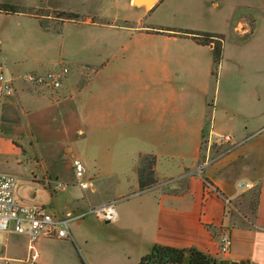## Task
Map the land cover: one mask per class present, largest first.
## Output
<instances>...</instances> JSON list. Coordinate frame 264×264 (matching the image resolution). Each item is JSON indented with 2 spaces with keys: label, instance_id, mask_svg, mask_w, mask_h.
I'll return each mask as SVG.
<instances>
[{
  "label": "crops",
  "instance_id": "1",
  "mask_svg": "<svg viewBox=\"0 0 264 264\" xmlns=\"http://www.w3.org/2000/svg\"><path fill=\"white\" fill-rule=\"evenodd\" d=\"M0 2L19 4L34 9L74 11L88 16L87 19L66 20L42 15L50 22L49 27L44 28L39 20L41 15L36 13L0 12V47L5 62L7 60L11 64L7 65V72L15 87V94L5 102L3 121H0V169L20 174V177L18 176L20 197L24 201H39L45 205L48 212L57 217L65 216L70 212H81L91 205L109 201H115L117 207L124 198L123 195H118L122 193L120 187L128 181L119 179L115 171L135 169L131 166L127 168L119 166V160L126 161L125 165H130L137 152L141 153V148L144 152L142 147L144 145L136 143L137 151L129 152L124 146L128 134L123 135L125 138H122V146L114 147L112 143H108L107 153L111 154V161H109L102 157L104 151L100 152V146H102L100 139L108 142L109 139L119 137L117 136L119 132L111 134L104 132V127L109 122L118 123L117 118H126L129 122H132V118H137L135 121L143 124L153 120L150 108L146 109V104L141 101L133 104L129 110L127 102L134 90L150 91L153 87L163 91L159 101L161 106H164L158 120L173 124L171 127L181 132L173 135L178 137L175 147L167 146L166 137L165 145H161L158 151H149L155 154L158 160L164 156L172 159L168 168L174 172L159 174V180L180 179L185 175L186 169L194 168L199 164L202 134L210 124L218 130L216 129L218 118H223L222 124H225L223 130L230 132L236 141L243 143L231 153H227L219 162L207 167L203 175L190 176L185 188H179V183L175 182L177 186L166 189L162 182L160 184L158 182L150 189L140 190L136 198L121 204L117 219L109 222L94 216L96 221L107 225L101 228L105 238L103 242L106 243L107 240L110 243L113 242L114 251L112 255H107L102 250L101 244H90L86 255L82 257L83 262L141 264L142 257L150 253L155 244H162L181 248L196 247L218 258L223 264H264V121L257 120L264 113V68L260 69L258 75L253 72V75L249 77L252 73L249 72L245 77L242 76L248 70L244 68L247 60L252 61L253 66L260 67L256 61L264 57V0H226L225 2L212 0L208 11L210 16H212L211 10L216 13V16L223 17L224 14L226 16L223 23H217L212 28V20L210 29L201 30L224 35L223 55L216 70L213 43L201 44L191 36L178 35L170 31L155 33L150 26L143 25V19L159 8L163 0H156L148 8L136 5L134 0H127L131 15L125 17L124 23L120 25H118L119 15H108L102 7L104 0H0ZM182 10L183 7L177 4L174 12ZM219 11L221 12L218 14ZM233 15H237V18L234 19ZM94 16L105 19L106 22L94 21L92 19ZM57 22L64 27V34H58L62 35V48L68 30L69 35L76 39L81 49H87L99 43L101 46L102 41L96 31L103 26L107 28L104 30L106 33L111 29L119 28L144 32L140 38L150 40L154 43V48L160 50L154 53L148 50L140 51L135 54L133 60H143L137 65V71H140L137 74L135 70H132L135 64L130 65L131 61L125 63L126 67L115 68L113 73L108 71L111 68V65H108L109 59L107 56L97 54L100 51L93 54L78 51L75 54L74 51L64 50L56 60L54 55L55 39L58 37L56 32L61 29V27L55 28ZM23 24H25L24 28ZM161 24L154 26H166L167 23ZM19 41L23 43L21 47L26 48L28 52L32 51L37 66L29 68L23 63L26 56L15 54L11 44ZM256 43H260L259 48H256ZM3 44L6 47L5 52ZM34 44L38 46L35 47ZM152 56H155V61L159 64V77L154 79L151 69L146 67L144 62ZM95 58L100 61H95ZM62 65H70L72 69L76 67L77 71L73 70L72 73L70 71L71 74H68L62 88L58 90L33 86L24 79L31 70L46 73ZM91 71L95 73L94 80L102 71H107L106 77L110 76V78L112 74H115L118 84L110 86L108 84L110 80L106 81L107 85L104 86L95 84L93 92L86 94L93 80L86 82L85 78ZM241 77H244L242 81ZM119 81L122 84H119ZM130 82L133 84L132 88ZM184 85L190 93L186 95V99L185 96L179 99L176 91H184ZM230 92H234L238 97L237 104H229ZM168 106H171V111L167 110ZM174 110L180 117L168 118ZM10 118H64L65 137L79 140L81 143L76 157L86 164L85 158L91 147L97 146L99 149V152L96 151L94 154L96 162L92 170L95 173L87 178L93 185L83 190L72 183L66 190L54 188L56 190L54 195L44 188V186L54 187L55 180L64 177L71 183L72 178H69L71 174L68 171H72L74 176L73 160L68 164V170L66 169L64 174L59 164L53 160L49 167H42L43 173L49 172L44 177L43 183L23 184L21 178L25 177L27 167L24 164L13 163L15 156L22 154L14 143L20 136L17 132L12 133L10 130ZM77 135L79 137H76ZM185 142H188L186 147ZM47 154H55V150L50 148ZM189 154L191 158L187 159ZM126 155L130 157L126 159ZM187 160L190 161L187 162ZM104 161L110 163H104ZM242 170L248 172L247 182L259 183V193L256 200L255 222L239 225L233 223L231 208L227 206L226 199L233 205L242 193L249 191L240 190L238 187L239 180L237 181L236 176ZM107 171L110 173H103ZM205 178L223 195L209 188L205 184ZM127 186L134 189L139 187L138 175H133L131 184ZM22 189L25 190L24 194L21 193ZM36 190L42 193L40 195L44 194L45 198H38ZM87 217L89 215L73 222L82 225ZM243 218L248 219L245 215ZM224 228H229L233 237V247L229 255L220 253V233ZM3 237L5 244L0 252L1 260L5 261L7 258L5 256L11 255L10 253L14 252L13 249L20 245L27 247L28 257L33 252L38 254L35 264L42 263L45 257L48 259L55 255V253L51 255L53 249L48 242L72 241L41 237L31 249L29 238L25 234L9 230L3 234ZM72 242L76 244L75 236ZM85 243L88 244V242Z\"/></svg>",
  "mask_w": 264,
  "mask_h": 264
},
{
  "label": "rangeland",
  "instance_id": "2",
  "mask_svg": "<svg viewBox=\"0 0 264 264\" xmlns=\"http://www.w3.org/2000/svg\"><path fill=\"white\" fill-rule=\"evenodd\" d=\"M217 1H222V0H217ZM226 0H224L225 2ZM211 2L212 0H163L162 4H160L159 8H157L153 13L150 15L146 16L143 19V25L147 27L152 28V32L155 33H161L165 31H170L171 33H175L178 35H181L178 33L177 29H192V30H208L210 29V22H212V28L217 25V23H223V20L225 19V14L223 17L216 16V13L211 10L212 16L209 14V10L211 7ZM178 4V6H182L183 10L180 12H174L175 7ZM128 3L127 0H104L102 7L104 10L107 11L108 15H119L120 18V24L124 23L125 17L131 15L130 10L128 9ZM162 6V7H161ZM34 9V8H33ZM173 10V11H172ZM58 11H63V10H49L45 8H38L35 9L36 13H39L41 15V18H44L45 20L49 22V19H46L45 17H42V15H51L55 17L56 19L61 18L62 12ZM34 12V11H33ZM34 12V13H35ZM68 12H74V11H68ZM221 11L218 12V14ZM75 13V12H74ZM79 14V13H77ZM81 18L79 19H87L86 15H81ZM234 19L237 18V15H233ZM94 21L98 22H106L105 19H100L97 16L92 17ZM30 23V22H28ZM161 23H167L166 26H154V25H160ZM6 24H8V21H6ZM52 24V23H51ZM57 25V26H56ZM165 25V24H161ZM29 26V25H28ZM55 28L61 27L59 29V32H56L57 39H55V56L56 60H58V57L64 50L69 51H74V53H92L100 51V54L102 56H107L109 59L108 60V65H111V68L108 71L114 72L115 68L117 67H123L125 63H128L131 61V64H135V67L132 68V70H135L136 74L139 73L140 71H137V65H139L140 62H143V60L135 59V54L140 52V51H151L152 53L158 52L154 48V43L151 42L150 40L147 39H141V34H144V32L141 31H135L134 30H124V29H111L107 33L104 31L107 28L106 27H99L96 32L99 33L102 45L100 46L99 44H94L92 47H87L85 48H80L79 44L76 43V39L69 35V30L67 33V38L64 44V47L62 48L61 40H62V35L64 34V27L59 24L58 22L55 23ZM154 26V27H153ZM171 26V27H170ZM22 27H25V24L22 25ZM27 27V26H26ZM167 28H171L170 30ZM16 29V27H15ZM53 31V30H50ZM54 32V31H53ZM18 34V32H16ZM62 34V35H58ZM140 34V35H139ZM21 36V35H20ZM60 37V38H59ZM182 37V36H181ZM99 42V41H98ZM263 43V42H262ZM14 49H15V54H19L20 56L24 55V60L23 63L24 65H27L29 68H32V66H37V61L36 59L33 58V53L28 52L26 48L21 47L23 45L22 41H19L17 43L11 44ZM35 47L38 46L37 44H34ZM3 51L5 52V45L3 44ZM260 47V43H256V48ZM62 50V51H61ZM86 50V51H84ZM38 53L37 51H35ZM261 52V51H260ZM36 55V54H35ZM67 55V54H66ZM5 60V59H4ZM93 60V58L91 59ZM106 60V58H104ZM67 61V60H66ZM95 61H100L97 58H95ZM159 61V60H158ZM6 66H10V62L6 60ZM146 63V67L150 68L153 75V79L159 77V72H158V67L159 64L158 62L155 61V56H152L149 59H146L144 61ZM257 64L260 67H255L253 66L252 61H246L245 67L248 69L242 76L245 77V75L249 72H252L249 74V77L253 75V72L255 75L259 74V71H261V68H264V57L258 58L257 59ZM67 64V63H66ZM129 65V64H128ZM72 71H77L76 67L72 69L70 65H67ZM126 67V66H124ZM8 68V67H7ZM8 71V69H7ZM34 72V71H30ZM37 73H42V71H35ZM27 73V72H26ZM29 73V72H28ZM70 73V74H71ZM107 71H102L100 74L97 75L96 79L94 80L95 73L93 71L90 72V75H86L85 81L90 82L92 81V84L89 85L86 94H90V92H93V89H95L96 85L99 86H104L106 84V81H109V85L112 86L113 84H118V80H116L115 74H112L111 78L110 76H107ZM89 76V77H88ZM146 79H147V73H146ZM244 77H241L240 80ZM83 78V79H84ZM235 80V78H234ZM242 81V80H241ZM241 81L239 83H241ZM133 82V81H132ZM132 82L131 88L133 87ZM138 83V82H137ZM119 84H122L119 81ZM107 85V84H106ZM115 93V92H114ZM131 93V92H130ZM190 93V90H187V87L184 85V91H176V96L179 99H182V96L186 99V95ZM163 91L154 89L152 87V90H134V93H131L130 98L128 99V108L129 110L131 109V106L139 101L143 102L146 104V109L151 110V114L153 117L152 121H149L150 123L143 124L140 122H136L135 120L137 118H132V122L127 121L126 118H117L118 123L113 124L109 122L107 125L104 127V132L106 134H111L112 132H119V137H114L112 139H109L108 142L106 140L100 139V142L102 143V146H100V152H103L102 157L105 160L111 161V154L107 153L108 150V143H112L114 147H119L122 146V138L123 135L128 134V139L124 143V146L129 152H134L136 150V143H140L144 146V152L143 148H141V153L139 154L137 152L135 159L133 163L130 165H125L126 161H121L119 160V166L124 167L126 166L129 167H135L133 170H117L115 171V174H117L118 178L121 179L122 181L125 182L128 181L124 186H121L120 189L122 190V193H119L118 195L121 196L123 195V199L121 202L118 203L117 205V210L120 208L121 204H125L128 200H132L139 196L137 194L140 191V187L130 188L127 185L131 184V178L134 176L138 175L137 172V166L139 164L140 158L143 155H153L156 158V164H155V176H156V183L155 185L159 182V184L162 182V185L164 188L168 189L171 186H177L185 188L187 186V180L189 179L190 176L193 175H203L204 171L206 170L207 167H209L212 164H215L221 160V158H224L227 153H231L234 151L236 148L240 147L243 143L238 142L234 139L233 134L230 132H225L223 130L224 125L222 124L223 118H218V125L215 128L211 126V124L205 129V131L202 134L200 146H201V159L199 161V164L194 167V168H189L185 170V175L181 177L180 179H171V178H162L159 180L158 175H164V172L173 173L174 170H169V163L172 160L171 158H167L164 156V158L161 157L160 160H158V157L153 154L152 152L149 151H158L161 145H165V140L167 137L168 141V147H175L178 142V137L173 136L180 134L181 132L179 130H174L171 126L173 124H169V122L163 121L159 122V115L160 111L163 110V106H161L159 99L162 98ZM230 105L237 104L239 102L238 97L234 92H230ZM181 103V102H180ZM123 104V103H121ZM168 111H171V106H168L167 108ZM180 116H177V111L174 110V112L168 116V118H179ZM259 121H264V113L261 118H257ZM0 121H3V118L0 119ZM211 121V120H210ZM2 125V124H1ZM9 125H10V130L12 133L19 134V140L15 139L14 143L15 145L19 148V152L22 155H17L15 156L13 163L14 164H24L26 168V173L25 177L21 181L23 184H29V185H39L37 182L43 183V179L45 176L49 174L47 171L46 173H43V168L49 167V165L53 162V160L59 164V166L62 168V173L66 172L65 170L67 169L68 164L76 157L75 155H78L81 143L79 140H74V139H67L65 137V129H64V118H10L9 120ZM175 125V124H174ZM1 129V126H0ZM65 130V131H64ZM95 130V129H94ZM214 130L216 132H222V133H230L232 135V141L228 144H216L214 142V137L211 136L210 140L211 143L208 141L209 140V131ZM108 132V133H107ZM149 134V136H148ZM264 134V133H263ZM49 136H52L51 138ZM76 137H79L78 135ZM149 140L148 142H146ZM96 141V140H95ZM97 142V141H96ZM94 143V142H92ZM188 145V142H185L184 146L186 147ZM55 150V154L48 155L47 150L48 149ZM181 148L183 149V143L181 145ZM122 150V149H120ZM125 150V149H124ZM99 152V149L96 147H91V149L88 151V156L85 158L86 161V179L88 176L92 177L93 173V165L95 164L96 160L94 157L95 152ZM129 156H125L126 159H128ZM12 158V157H11ZM78 158V157H77ZM191 156L190 154L187 155V159H190ZM10 159V157H9ZM190 160H187L189 162ZM110 163L108 161H104V163ZM158 162V163H157ZM89 165V167L87 166ZM43 167V168H42ZM88 167V168H87ZM42 169V171H41ZM162 169V170H161ZM68 170V169H67ZM1 171V169H0ZM7 172V171H3ZM71 175L69 178H72L71 183L68 180H65L64 178H61V180L69 183L68 188H70V184H74V176L72 175V171H68ZM10 173H14L17 176L20 177V174L13 171ZM103 173H110V172H103ZM72 176V177H71ZM165 177V176H164ZM238 182V187L240 189V183H248L252 184V188H243L240 190H249L245 193H242L239 196V199L234 202L232 205L231 201L226 199V204L231 208L232 213V221L234 224H239L243 225L244 223L248 222H255V217H256V200L257 196L259 193V183L255 182H247L249 179L248 172L247 171H240L238 175L236 176ZM75 179V178H74ZM89 180V179H88ZM205 184L209 186V188H212L213 191L218 193L219 195H223L220 191H218L217 188H215L207 178L204 179ZM93 181V180H92ZM167 181V182H166ZM94 182V181H93ZM177 182V184L175 183ZM166 183V184H165ZM175 184V185H174ZM123 185V184H122ZM44 188L49 191L51 194L54 195L55 189L53 186H44ZM67 189V188H66ZM64 189V190H66ZM136 191V192H135ZM25 190H21V193L24 194ZM38 192V190H36ZM61 193V191L59 192ZM136 193V194H135ZM38 198H45L44 194L40 195L42 193L38 192ZM125 194V195H124ZM243 215L248 218L247 220L243 218ZM95 217L93 215H89V217L85 218L84 223L82 225H77L75 222H71V231L73 235L75 236L76 239V244L70 240L68 241H50L48 242L50 247L53 249L52 254L55 253L53 258H46L45 260H42V263H37V264H83V256L86 255L87 249L90 248V244H101L102 250L105 251L107 255H112L113 254V242H109L108 240L103 242L105 239L104 238V233L101 231V228L107 226L105 223H99L94 219ZM114 222V221H113ZM229 228H224L220 235L225 231L228 230ZM230 231V230H229ZM85 242H88L86 244ZM13 247V246H12ZM233 247V246H232ZM14 252H11L9 256H5L9 258V263L8 264H28V260L30 256L28 257V251L27 247L25 246H20L17 245L16 249H13ZM37 250V249H36ZM38 252V250H37ZM1 254V253H0ZM214 257V256H213ZM216 258V257H215ZM217 262L218 264H223L218 258ZM31 262V260H30ZM0 264H7L4 260L0 259Z\"/></svg>",
  "mask_w": 264,
  "mask_h": 264
},
{
  "label": "built area",
  "instance_id": "3",
  "mask_svg": "<svg viewBox=\"0 0 264 264\" xmlns=\"http://www.w3.org/2000/svg\"><path fill=\"white\" fill-rule=\"evenodd\" d=\"M69 73V67L62 65L46 73L29 72L25 75L24 79L33 86H44L58 90L62 88ZM14 94V83L8 75L6 62L0 47V119L3 115L6 100ZM211 136L214 137V142L220 145L230 143L233 138L230 133L210 130L208 140L210 143ZM73 172L74 182L81 189L86 190L93 185L90 180L86 179V166L80 158L75 157L73 159ZM68 185L69 183L57 179L55 180L54 188L56 190H64ZM252 187V184L240 183V189ZM87 215H93L105 221H112L119 217V212L116 202L109 201L91 205L81 212H70L65 216L57 217L48 212L45 205L39 201H24L20 197L18 176L14 173L0 171V252L5 244L3 234L9 230L27 235L31 249L34 248L33 244L41 237L71 239L74 241L70 224ZM232 246V234L229 230H225L220 236V253L222 255H229ZM37 259L38 254L33 252L28 260V264H35ZM9 261V258H5L7 264ZM83 264L87 263L83 262Z\"/></svg>",
  "mask_w": 264,
  "mask_h": 264
},
{
  "label": "trees",
  "instance_id": "4",
  "mask_svg": "<svg viewBox=\"0 0 264 264\" xmlns=\"http://www.w3.org/2000/svg\"><path fill=\"white\" fill-rule=\"evenodd\" d=\"M35 9L28 8L19 4L3 3L0 2V12L5 13H18V12H31L34 13ZM62 12L61 18L66 20H78L81 16L74 12ZM36 13V12H35ZM40 15L39 13H36ZM40 23L44 28H48V21L39 17ZM47 19V18H46ZM171 29V28H167ZM181 35H188L193 37L198 43L209 45L214 44L213 54L215 59V70L218 67L223 55V39L224 35L192 29H177ZM156 158L153 155H143L140 158L137 166L138 180L140 190L152 188L157 179L155 176ZM141 264H154V263H173V264H218L217 259L210 254H207L196 247L181 248L170 245L155 244L150 253L143 256Z\"/></svg>",
  "mask_w": 264,
  "mask_h": 264
},
{
  "label": "water",
  "instance_id": "5",
  "mask_svg": "<svg viewBox=\"0 0 264 264\" xmlns=\"http://www.w3.org/2000/svg\"><path fill=\"white\" fill-rule=\"evenodd\" d=\"M156 0H150V1H145V0H134V3L136 4V5H143V6H145V7H151L153 4H154V2H155ZM110 222V221H109Z\"/></svg>",
  "mask_w": 264,
  "mask_h": 264
}]
</instances>
